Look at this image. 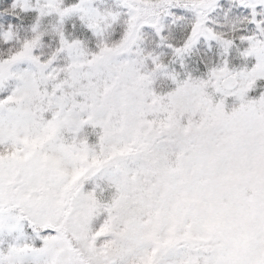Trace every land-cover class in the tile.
<instances>
[{
  "label": "snow or ice",
  "instance_id": "snow-or-ice-1",
  "mask_svg": "<svg viewBox=\"0 0 264 264\" xmlns=\"http://www.w3.org/2000/svg\"><path fill=\"white\" fill-rule=\"evenodd\" d=\"M0 264H264V0H0Z\"/></svg>",
  "mask_w": 264,
  "mask_h": 264
}]
</instances>
